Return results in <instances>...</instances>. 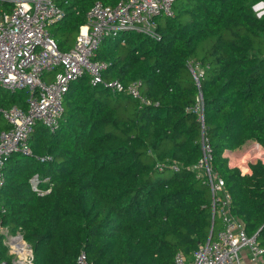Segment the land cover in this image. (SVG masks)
<instances>
[{
    "label": "trees",
    "instance_id": "16d2710c",
    "mask_svg": "<svg viewBox=\"0 0 264 264\" xmlns=\"http://www.w3.org/2000/svg\"><path fill=\"white\" fill-rule=\"evenodd\" d=\"M119 1L55 0L67 12L50 27L59 50L73 48L96 2ZM262 2L176 0L174 17L156 20L160 41L133 33L103 43L94 60L111 64L104 80L141 83L151 104L85 76L66 95L59 130L38 125L34 133L33 153L54 162L11 157L0 227L21 230L35 264H77L82 250L91 264H174L178 253L190 260L221 227L204 171L191 170L204 144L233 215L264 248V165L243 175L223 156L250 142L264 148V15L254 11ZM26 99L0 88V109L25 108ZM198 100L203 123L191 110ZM7 127L0 113V133ZM36 174L50 178V194L32 191Z\"/></svg>",
    "mask_w": 264,
    "mask_h": 264
},
{
    "label": "built area",
    "instance_id": "2783aa9c",
    "mask_svg": "<svg viewBox=\"0 0 264 264\" xmlns=\"http://www.w3.org/2000/svg\"><path fill=\"white\" fill-rule=\"evenodd\" d=\"M175 1L121 0L115 6L96 2L86 14V23L80 27L73 48L62 52L50 27L62 22L67 12L55 0H0V88L10 94L27 92L25 108L15 104L0 109L8 126L0 133V188L6 182V165L14 155L33 157L40 163L54 162L51 155L33 153L34 133L38 125L46 127L51 134L59 130L65 115L66 95L72 84L83 77L88 76L94 87L102 86L112 93L127 92L143 104H151L139 90L141 83L125 88L119 81H105L103 74L111 64L94 59L104 42L122 35L134 33L160 41L156 20L162 16L174 17ZM254 11L257 17H262L264 2L257 4ZM189 68L196 76L195 67L189 65ZM191 110L199 114L203 123L202 100ZM244 146L245 163L264 165V148L260 144L250 142ZM203 151V160L191 170L204 171L202 176L212 196V218L217 217L221 227L190 260L178 253L174 264H264V248L258 243L257 234L248 236L232 213V198L225 190L226 183L211 166L210 146L204 144ZM234 163L246 175L238 162L236 165V161L230 160V164ZM173 168L178 170L177 166ZM30 185L39 196L52 191L49 177L36 174ZM0 243L7 248L4 257L0 246V264H35L34 250L21 230L12 233L0 227ZM77 264H91L86 251L80 252Z\"/></svg>",
    "mask_w": 264,
    "mask_h": 264
},
{
    "label": "crops",
    "instance_id": "0c3cea01",
    "mask_svg": "<svg viewBox=\"0 0 264 264\" xmlns=\"http://www.w3.org/2000/svg\"><path fill=\"white\" fill-rule=\"evenodd\" d=\"M50 78H53V76H48V79ZM244 150L245 146L238 150H226L223 156L228 160V165L230 168H235V165L230 164V160L236 161L241 166L242 171L246 173V175H250L252 173L250 168L252 164L245 163V159L243 158Z\"/></svg>",
    "mask_w": 264,
    "mask_h": 264
},
{
    "label": "rangeland",
    "instance_id": "374dc122",
    "mask_svg": "<svg viewBox=\"0 0 264 264\" xmlns=\"http://www.w3.org/2000/svg\"><path fill=\"white\" fill-rule=\"evenodd\" d=\"M238 163L236 162V165H237ZM233 165H235V163L233 164ZM240 166V165H239ZM241 167V166H240ZM0 246L2 247L3 246V243H0ZM3 247H5V246H3ZM3 253L4 254H7V248L5 247V250H3Z\"/></svg>",
    "mask_w": 264,
    "mask_h": 264
},
{
    "label": "water",
    "instance_id": "95a60500",
    "mask_svg": "<svg viewBox=\"0 0 264 264\" xmlns=\"http://www.w3.org/2000/svg\"><path fill=\"white\" fill-rule=\"evenodd\" d=\"M254 164H255V163H254ZM212 235H213V227H212L211 234H210V237H209V238H211Z\"/></svg>",
    "mask_w": 264,
    "mask_h": 264
}]
</instances>
